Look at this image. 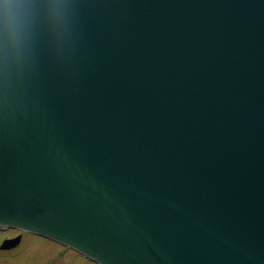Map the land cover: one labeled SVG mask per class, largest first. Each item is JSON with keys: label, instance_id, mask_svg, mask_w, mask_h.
<instances>
[{"label": "water", "instance_id": "95a60500", "mask_svg": "<svg viewBox=\"0 0 264 264\" xmlns=\"http://www.w3.org/2000/svg\"><path fill=\"white\" fill-rule=\"evenodd\" d=\"M0 224L264 264V0H0Z\"/></svg>", "mask_w": 264, "mask_h": 264}, {"label": "flooded vegetation", "instance_id": "af4514ba", "mask_svg": "<svg viewBox=\"0 0 264 264\" xmlns=\"http://www.w3.org/2000/svg\"><path fill=\"white\" fill-rule=\"evenodd\" d=\"M16 236H19L18 243L10 248L4 250L0 249V252L9 253L13 257H22L26 262L35 261L38 264H43L45 261H48V264L88 263V261L83 260V258L79 254L73 252V250L71 251V249L50 239L25 231L7 229L4 236H1L0 243L4 238H13ZM26 241H29V244H26ZM23 246H25L26 249H23ZM71 252L72 255H70ZM3 262L5 264L7 263L6 260H3Z\"/></svg>", "mask_w": 264, "mask_h": 264}, {"label": "rangeland", "instance_id": "374dc122", "mask_svg": "<svg viewBox=\"0 0 264 264\" xmlns=\"http://www.w3.org/2000/svg\"><path fill=\"white\" fill-rule=\"evenodd\" d=\"M23 249H26V247L23 246ZM27 249H30V248H27ZM0 259L6 260L7 262L6 264H38L35 261H32L33 263L26 262L25 259L22 257H13L11 254L4 253V252H0ZM43 264H48V261H45ZM85 264H89V263H85Z\"/></svg>", "mask_w": 264, "mask_h": 264}, {"label": "clouds", "instance_id": "9594fccd", "mask_svg": "<svg viewBox=\"0 0 264 264\" xmlns=\"http://www.w3.org/2000/svg\"><path fill=\"white\" fill-rule=\"evenodd\" d=\"M13 7H14V6H13L11 3H7V4L5 5V8H4V10H5V14H9V13L11 12V10H12Z\"/></svg>", "mask_w": 264, "mask_h": 264}, {"label": "bare ground", "instance_id": "6f19581e", "mask_svg": "<svg viewBox=\"0 0 264 264\" xmlns=\"http://www.w3.org/2000/svg\"><path fill=\"white\" fill-rule=\"evenodd\" d=\"M26 244H29V241H26ZM67 250V249H66ZM72 251V250H71ZM65 252V251H64ZM73 252H75V251H73ZM76 253V252H75ZM78 254V253H77ZM70 255H72V252L70 253ZM0 264H5L4 262H3V260L2 259H0Z\"/></svg>", "mask_w": 264, "mask_h": 264}]
</instances>
